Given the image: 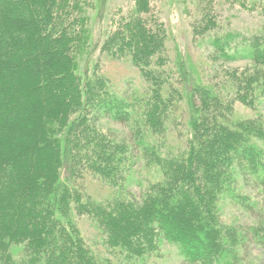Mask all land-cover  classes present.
<instances>
[{
    "label": "trees",
    "instance_id": "trees-1",
    "mask_svg": "<svg viewBox=\"0 0 264 264\" xmlns=\"http://www.w3.org/2000/svg\"><path fill=\"white\" fill-rule=\"evenodd\" d=\"M154 1L132 0L102 43L146 82L143 92L124 96L98 62L80 63L93 0H0V264H101L76 212L92 216L111 253L128 258L156 251L162 239L187 264H250L247 242L264 253V119L256 111L264 99V30L217 34L216 0H199L192 26L213 47L215 62L253 65L215 63L211 83L190 78L182 65L174 82L169 32ZM236 102L252 115L237 117ZM101 117L127 126L135 146L98 128ZM171 126L185 138L183 149H170ZM135 149L161 173L142 203L78 190L90 172L126 193L142 159ZM242 174L257 193L239 184ZM226 199L256 220L245 228L226 222ZM18 243L25 247L15 260L11 244Z\"/></svg>",
    "mask_w": 264,
    "mask_h": 264
},
{
    "label": "rangeland",
    "instance_id": "rangeland-1",
    "mask_svg": "<svg viewBox=\"0 0 264 264\" xmlns=\"http://www.w3.org/2000/svg\"><path fill=\"white\" fill-rule=\"evenodd\" d=\"M199 0H155V8L160 10L161 19L165 22L168 29L169 37L167 41L168 58L171 64V69L174 71V82L180 79V67L185 66L189 72L190 78L200 77L202 81L213 82V69L216 65H221V69H238L245 70L252 67V63L245 58H239L233 61L215 62L213 57V47L208 43L206 38L198 35L192 24L197 16V5ZM216 0L214 7L220 15V28L217 34L226 35V33H239L244 36L261 33L264 30V0ZM132 3V0H93L90 8V28H89V47L87 49V57L83 58L80 63L88 62L90 67H94L95 63H99V70L105 73L111 80L116 93L124 96H132L146 89V82L142 78L140 71L131 62L126 59H112L105 51L102 50V43L107 34V31L112 27L116 17L120 12L125 11ZM237 40L241 36L236 37ZM218 61V60H217ZM210 71V73H209ZM209 73V74H208ZM219 79L218 77L216 78ZM181 80V79H180ZM185 107V103L182 104ZM257 115L264 119V99L257 107ZM97 112H101L98 110ZM256 112H254L255 114ZM235 115L237 117H247L252 115V110L243 103H235ZM184 123L186 117L181 119ZM97 127L108 133L114 140L124 142L130 147L135 146L134 138L130 134L127 126L119 122L112 121L109 117H101L96 121ZM181 128V127H180ZM177 130L171 126L169 133L170 149L184 148L186 146L185 138L178 137ZM135 151V152H134ZM134 154H138V149L133 150ZM142 158L137 166H135L133 174H130L126 183L128 191L117 188L115 185H109L105 180L94 173L84 175L82 182L76 183L78 190H82L86 195L97 200H102L107 197L118 196L122 198L134 197L139 202L144 201V190L147 188L149 181L157 179L161 173L159 169L155 171L152 166L145 164V157L139 153ZM138 167V168H137ZM75 181V180H74ZM75 183V182H74ZM244 185V188L257 193L252 189L251 181L248 176L241 175L239 184ZM252 189V190H251ZM118 193V194H117ZM223 218L226 222L235 226L245 228V225L251 224L256 220V217L250 211L241 208L233 201L226 199L223 204ZM74 212V211H72ZM74 214V219L81 230L86 242L99 255L98 259L101 264H187L184 257L179 252L175 243L162 239L158 242L156 251L147 252L145 256L140 258H128L119 255L109 249L105 243V234L98 228L96 221L92 216L87 214ZM13 258L15 260L22 257L24 250L23 244H11ZM243 256H246L250 264H264V253L253 243H248L244 246ZM109 260V261H108Z\"/></svg>",
    "mask_w": 264,
    "mask_h": 264
}]
</instances>
